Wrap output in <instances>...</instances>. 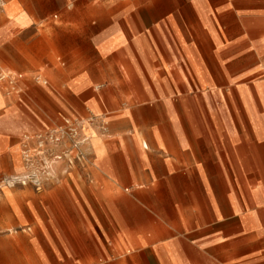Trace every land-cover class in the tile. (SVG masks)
Listing matches in <instances>:
<instances>
[{"label":"crops","instance_id":"0c3cea01","mask_svg":"<svg viewBox=\"0 0 264 264\" xmlns=\"http://www.w3.org/2000/svg\"><path fill=\"white\" fill-rule=\"evenodd\" d=\"M16 2L32 21L0 42L37 29ZM68 3L81 10L55 30L61 94L21 83L62 110L43 129L90 106L108 116L104 101L112 114L126 109L113 147L88 131L81 181L69 182L103 241L102 264H264V0ZM25 115L0 92V230L25 224L27 200L38 227L40 195L5 185L24 177L21 137L40 132Z\"/></svg>","mask_w":264,"mask_h":264},{"label":"rangeland","instance_id":"374dc122","mask_svg":"<svg viewBox=\"0 0 264 264\" xmlns=\"http://www.w3.org/2000/svg\"><path fill=\"white\" fill-rule=\"evenodd\" d=\"M16 1L37 19V29H40L41 41L38 44V41L33 39V32H36V28L25 33L17 30L11 32L0 42V71L21 74L24 83L29 81L33 85L43 87L49 94L52 93L51 89L60 93L61 91L54 87V79L58 78L55 70H59L60 75L64 71V65L63 56L54 47L53 40L57 32L55 30L74 25L70 19L78 16L81 9L71 3L64 6V0ZM16 1L0 0V28L6 22L5 17L9 20L0 29V32L10 26H27L31 23V18L21 10ZM34 70H36L34 74L30 73ZM44 81H47V85H43ZM49 84L51 88H47ZM19 88L21 89L19 94L7 95L4 87L0 84L1 95L16 102L17 106L20 105L26 113L25 117L31 118L32 122L35 121L38 131L45 130L43 125L50 124L48 116H55L58 111L62 110H54L41 96L32 95L31 88L24 89L22 83H19ZM104 103L108 116L107 114L101 116L95 114L94 109L90 106V114H83L82 119H89L92 115L103 117L102 119L108 123L106 132H100L96 128V123L89 125L87 122L85 123V133L88 136V131L93 130L105 140L106 144L113 147L110 131L114 126H120V121L124 119L119 118L125 115L126 109L118 107L119 111L112 114L110 106L105 101ZM63 112L65 111L63 110ZM58 122L56 121L50 126ZM84 148L85 146L82 148V152L85 154ZM87 160L88 157H85V160L81 161L82 163H73L70 169L65 165L66 170L62 168L64 164L61 163L62 167L56 168L54 177L50 176L41 180L42 185L38 191L29 182H25L24 185L20 183L12 185H15L16 188H24L25 196L28 198L32 197L33 192L40 195V213L35 215L38 227L34 228L33 226L32 201L27 200L28 215L25 216V224L18 228L8 226L7 230H0V264H34L36 256L39 255L45 257L47 264L103 263V254L96 255L98 248L104 250L102 248L103 241L91 223V218L85 215L81 201L79 198H74L70 191V179L74 177L77 182L81 181V168L87 164L83 163ZM25 174L26 168L20 176ZM70 174L73 175L70 176ZM3 186L1 188H4ZM66 193L69 198L66 197ZM87 241L89 246L86 245ZM33 242H35V247H32Z\"/></svg>","mask_w":264,"mask_h":264},{"label":"built area","instance_id":"2783aa9c","mask_svg":"<svg viewBox=\"0 0 264 264\" xmlns=\"http://www.w3.org/2000/svg\"><path fill=\"white\" fill-rule=\"evenodd\" d=\"M23 77L18 73L0 71V84L4 87L6 94H19L21 89L19 83ZM47 85V81L43 82ZM58 123L49 126L45 130L32 135H23L20 139L21 159L26 168L23 179H10L6 182L11 186L16 183L24 185L29 182L37 191L41 188V180L50 177L55 171L58 163L65 164L68 169L73 163L85 160L82 148L86 146L89 137L86 135L85 123L97 124L100 132H106L108 123L101 117L91 116L89 119L69 118L58 114ZM97 121V122H96Z\"/></svg>","mask_w":264,"mask_h":264},{"label":"bare ground","instance_id":"6f19581e","mask_svg":"<svg viewBox=\"0 0 264 264\" xmlns=\"http://www.w3.org/2000/svg\"><path fill=\"white\" fill-rule=\"evenodd\" d=\"M15 73V72H14ZM61 163H58L56 166H55V170H56V168L58 167V165H60ZM64 169H65V164H64V167H63ZM66 170V169H65ZM54 174H55V171L54 172H52V174H51V176L52 177H54Z\"/></svg>","mask_w":264,"mask_h":264}]
</instances>
